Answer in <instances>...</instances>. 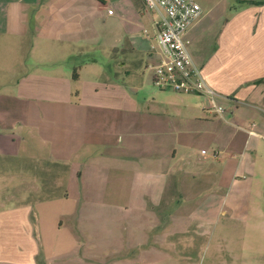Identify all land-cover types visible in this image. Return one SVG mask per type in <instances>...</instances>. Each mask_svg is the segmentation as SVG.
Masks as SVG:
<instances>
[{"label":"crops","instance_id":"0c3cea01","mask_svg":"<svg viewBox=\"0 0 264 264\" xmlns=\"http://www.w3.org/2000/svg\"><path fill=\"white\" fill-rule=\"evenodd\" d=\"M238 2L246 7L217 31L212 56L201 43L210 28L204 15L187 35L189 52L207 82L236 110L239 105H264V21L255 26L241 20L247 13L264 17V0ZM154 16L142 0H0V189L29 190L31 198L34 190L42 195L75 187L76 208L59 213L61 227L66 220L75 240L61 263L181 264L170 256L176 254L173 231L187 234L192 226L210 222L205 215L188 213L190 196L238 176L242 166L230 153L238 135L263 136L264 118L258 125L234 117L233 111L231 119L213 118L204 107L190 106L184 97L191 95L157 93L153 87L141 98L129 93V77L139 71L128 72L132 60L118 59L114 52L122 47L132 59L143 58L152 77L150 67L161 60ZM146 18L153 33L144 30V39L140 32ZM104 21L116 29L110 30L113 38L107 43L114 71L99 67L89 50L97 41L96 24ZM5 47L9 56L2 54ZM36 51L40 65L53 68L50 63L55 62L56 70L33 75ZM78 80L82 90L75 97ZM258 126L260 133L254 130ZM230 131L232 139L225 145L220 139ZM198 140L217 146L204 162L190 152ZM39 146L47 152L41 153ZM19 160L27 171L16 169ZM16 197L10 208L0 211L2 237H30L33 224L36 228L35 221H40L27 195ZM62 197L69 202L68 194ZM5 261L12 260L0 263Z\"/></svg>","mask_w":264,"mask_h":264},{"label":"rangeland","instance_id":"374dc122","mask_svg":"<svg viewBox=\"0 0 264 264\" xmlns=\"http://www.w3.org/2000/svg\"><path fill=\"white\" fill-rule=\"evenodd\" d=\"M196 1L202 8V15L205 17L204 25H207V28L210 27L207 29L201 43L204 45L203 48H205L207 56H212L217 51L216 48L218 46L215 37L217 31L225 25L226 21L234 19L238 12L245 9L246 6L240 7L238 0ZM242 17L241 20L255 22V26L264 21V17L259 12L254 14L247 13ZM154 18L157 20V16H154ZM111 29L114 32L116 30L114 27L110 28V25H106L105 21L97 23L93 35V40L97 39V41L89 45L92 58L97 60L99 67L105 65L107 71L116 69V64L108 61L107 57V43L113 38ZM144 30H147L149 34L153 33L147 18L144 21V29L140 32V36L145 39ZM190 50L193 52L195 49L190 46ZM114 53L118 59L126 56L128 60H132L128 62V72L139 71L136 77H129V81L133 82V85H128L129 93L134 91L141 98L143 94L151 92L154 88L152 86V77L143 63L144 59L136 56L132 59V53L124 51L122 47ZM2 54L9 56L8 47L4 48ZM38 54H40L38 51L35 52V55L33 54V61L30 66L33 75H38L40 72L53 68V70H56L58 65L55 62L50 63L53 64V68L40 65L41 58ZM80 57L81 59L85 58L83 56ZM143 73H145V76L142 75ZM135 88L140 91H135ZM73 90L75 97L77 96V91L82 90L79 80L77 83L75 82ZM156 91L157 93H163L157 89ZM169 92L166 91L164 93L168 94ZM173 98L175 99L176 97ZM184 99L191 104L190 106L199 110L206 106L204 100L198 96H185ZM221 102L226 111L223 117L231 119L233 117L231 112L233 111L234 117H240V119L246 120L247 123L254 124L256 122L257 125L263 123L260 119L264 118V105H250L249 107L247 105H239V109L236 110L227 97H224ZM253 106L257 107V109L253 110L251 108ZM245 129L249 130L251 128L246 126ZM254 130L261 132L259 126ZM262 134V138L251 139L249 136L241 134L234 139L237 147L233 148L230 153L237 155L238 161L236 163L242 166L238 176L231 179L228 178L226 181L224 180V182L214 185L212 189L200 192L195 191L197 193L194 192L190 196L192 197L191 204L185 206L188 213L194 217L200 214H202L201 216L205 215L204 218L210 219V222L201 228L192 226L187 234H181L178 229V231H173L170 236L176 252V254H170L171 257H174L173 261L181 264H232L230 260L232 257L234 259L233 264H264V132ZM232 136L233 134L230 131L228 135L220 140L226 145L230 142ZM190 147V152L199 157L201 161L207 160L214 155L217 149L215 142L199 140L193 141ZM39 151L44 154L47 152L41 146H39ZM203 151L206 152V156L202 155ZM221 157L225 159L226 155H221ZM13 162L15 161H10V164L12 165ZM14 166L16 169L24 168L23 170L27 171V166H25L23 160L17 161ZM0 167H3V165H0ZM33 167L30 166V170ZM221 171L223 175L226 174L224 168ZM221 171L218 170L220 173ZM212 172L216 173L217 170H212ZM207 177L206 175L201 178L205 181ZM16 191L7 188L0 189V203L6 202L4 207L0 205V211L2 208H10L12 197L17 195L16 198L22 200V196L26 197L27 195L26 201L32 202L40 221H35L36 228L33 224L30 237L16 236L8 238L7 236L2 237L0 234V262L5 259L13 261H5L0 264H65L61 263L63 262L62 258L65 252H71L74 249L75 240L69 233L70 230H68L69 227L66 220H63L64 227H61L62 219L59 217V213L62 211L71 212L76 208L74 200L78 197V191L73 186L69 190H65L62 187L60 190H45L42 195H38L39 191L34 190L31 191L33 192L31 198H28L30 197L28 195L29 190ZM98 192L101 193L102 191ZM67 194L70 199L68 203H65L62 196ZM40 197L49 199L42 202L39 199ZM197 202L202 203V205L199 206ZM176 208L178 209V207ZM45 222L47 223L45 224ZM39 227L42 232L39 231ZM28 249L31 250V253L28 252Z\"/></svg>","mask_w":264,"mask_h":264},{"label":"built area","instance_id":"2783aa9c","mask_svg":"<svg viewBox=\"0 0 264 264\" xmlns=\"http://www.w3.org/2000/svg\"><path fill=\"white\" fill-rule=\"evenodd\" d=\"M142 2L147 12L157 16L155 27L161 60L150 67L153 87L160 92L201 97L206 105L204 112L213 118H222L226 113L221 105L224 96L209 85L188 48V32L203 14L200 4L196 0ZM108 15H113V11L109 10Z\"/></svg>","mask_w":264,"mask_h":264},{"label":"trees","instance_id":"16d2710c","mask_svg":"<svg viewBox=\"0 0 264 264\" xmlns=\"http://www.w3.org/2000/svg\"><path fill=\"white\" fill-rule=\"evenodd\" d=\"M242 4L251 5L252 3H250V2H243Z\"/></svg>","mask_w":264,"mask_h":264}]
</instances>
